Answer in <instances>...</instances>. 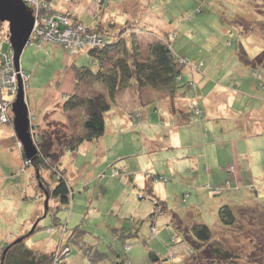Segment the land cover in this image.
Returning a JSON list of instances; mask_svg holds the SVG:
<instances>
[{"label": "rangeland", "instance_id": "374dc122", "mask_svg": "<svg viewBox=\"0 0 264 264\" xmlns=\"http://www.w3.org/2000/svg\"><path fill=\"white\" fill-rule=\"evenodd\" d=\"M23 3L35 22L19 67L15 52L4 55L12 34L0 21V264L4 249L30 234L29 249L54 252L61 264H120L125 246L131 261L124 256V264H153L152 252L159 264H226L203 257L208 247L194 242L195 224L213 231L238 257L234 264H264V67L254 70L240 57L264 51V0ZM94 28L142 53L150 41H164L190 60L178 62L182 85L142 90L133 83L113 98L101 84L78 80L76 69L95 70L87 54L105 45L87 33ZM20 90L32 159L15 131ZM99 93L110 105L105 135L72 152L85 112L65 104ZM42 143L56 162L29 167L25 160L33 163ZM64 180L73 191L68 206L54 195ZM158 202L167 209L155 210ZM223 205L239 212L236 226L221 224Z\"/></svg>", "mask_w": 264, "mask_h": 264}, {"label": "trees", "instance_id": "16d2710c", "mask_svg": "<svg viewBox=\"0 0 264 264\" xmlns=\"http://www.w3.org/2000/svg\"><path fill=\"white\" fill-rule=\"evenodd\" d=\"M57 21L59 22V19H57ZM89 30L90 31L87 33H90V35L96 34L97 41L101 40V44L105 45L99 46V50L94 49L87 54L90 59V65L93 66L95 70L90 68L76 69V78L78 80L91 81L93 83L95 82L101 84L105 87L109 96H112L113 98H115L120 92L125 91L133 86V83L137 84V87L142 90L147 88L154 90H161L164 88L170 89L171 87L178 88L176 85H182L185 76L183 74V70L180 69L178 62L179 59L183 57L175 55L172 51L173 49L170 48V46L164 41H150L147 50H145V53H142L135 49V44H133V49H131V47L128 46L127 43L121 39V37L117 39H114L113 37H107L101 34V31L97 28H94V30ZM13 53L14 50L10 48L9 53L4 55H12ZM240 57L244 65L251 67L254 70L260 66L262 68L264 67V51L260 56L255 58L250 57L245 51H242L240 52ZM183 59L185 63L187 62L186 64H188V61H190L185 58ZM187 83L191 82L188 81ZM192 88L193 86L191 85V89ZM194 90H196V88ZM65 107L70 111L80 109L85 112L83 132L80 135L77 134L75 140L73 139L74 142L69 147V150L76 152L79 149V146L82 145V142L98 140L105 135L107 127L105 122V114L110 111V105L102 93L93 94L86 98L75 94V96L65 104ZM154 111L155 112L152 114L157 117L158 114L156 112V108ZM5 114L7 117V113ZM5 114H2V116H5ZM138 118L140 119L141 117H136V121ZM32 128L33 127L31 124L30 129ZM38 150L39 156L33 163L30 164L26 159V165L29 167H35L37 169L41 166L44 168H49L52 165L51 162H56V152L53 151L52 147L47 146L46 143H42L41 146L38 147ZM24 156L25 155H23V158ZM57 165L58 168L61 167V164ZM116 175H119V173ZM157 178L158 177H154V180ZM54 192V195L57 196V198H60L62 204H71L73 191L69 189L68 183L65 180L59 185V187H57ZM165 209H167L165 202L163 205L158 202L155 206V210L164 211ZM247 211L248 214L252 213L250 210ZM237 215H240L239 212L237 213L228 205H223L219 211L220 222L225 227L236 226L238 224ZM172 216L178 217L176 214H173ZM152 217L156 218V216ZM190 231L194 242L206 245L208 247L203 251L204 258L208 259L214 257V259H219L226 264H234L236 262V258L238 257L234 253H231L229 250L223 249L218 245L215 237L213 236V231L207 225L195 224L191 227ZM49 232H51V235H53V232L55 233V229H50ZM30 236L31 234L27 237L25 236L19 239L17 243L7 246L4 249L7 252L5 253V260L2 264H61L56 258V254L54 252L39 253L29 249L26 246L25 241ZM128 236L133 237V233H125L124 238H128ZM62 246L63 245L61 244L60 248ZM128 250L127 246L123 248L125 257H128L129 253L131 252ZM87 253V257L89 258L91 254L89 251H87ZM117 257L120 264H124L122 261L123 257L120 255ZM149 257L153 264H159L161 262L160 257H158L153 252L149 254ZM128 259L131 261L128 257L126 262H128ZM165 262H167V259ZM88 263L94 264L95 261L89 259Z\"/></svg>", "mask_w": 264, "mask_h": 264}, {"label": "water", "instance_id": "95a60500", "mask_svg": "<svg viewBox=\"0 0 264 264\" xmlns=\"http://www.w3.org/2000/svg\"><path fill=\"white\" fill-rule=\"evenodd\" d=\"M0 21L9 22L11 29L10 44L15 52L18 67L27 42L31 37L35 19L33 12L21 0H0ZM16 135L24 145L27 159L36 157L37 151L32 143L28 107L20 90L17 103L14 105Z\"/></svg>", "mask_w": 264, "mask_h": 264}, {"label": "built area", "instance_id": "2783aa9c", "mask_svg": "<svg viewBox=\"0 0 264 264\" xmlns=\"http://www.w3.org/2000/svg\"><path fill=\"white\" fill-rule=\"evenodd\" d=\"M25 1V0H24ZM23 1V2H24ZM54 21H56L57 23H60V18H57V19H59V22L57 21V19H56V17H54V18H52ZM81 37V36H80ZM100 42H101V40H99ZM98 42V41H97ZM74 47V46H73ZM13 57V54L12 55H10V58H12ZM9 67H6V70L8 69ZM8 71V70H7ZM10 71V70H9ZM4 75V74H3ZM1 110H3V108H1ZM2 114H4V111L2 112ZM2 116V115H1ZM2 118H4V120L5 119H7V117H6V114H5V116H2Z\"/></svg>", "mask_w": 264, "mask_h": 264}, {"label": "crops", "instance_id": "0c3cea01", "mask_svg": "<svg viewBox=\"0 0 264 264\" xmlns=\"http://www.w3.org/2000/svg\"><path fill=\"white\" fill-rule=\"evenodd\" d=\"M219 91H220V90H219ZM219 91L216 92L217 94L215 93V95H219V94H220ZM179 141H180V136H179V135H176V140H175V142H177V144H176L177 146H178V142H179ZM178 149H179V148H178Z\"/></svg>", "mask_w": 264, "mask_h": 264}]
</instances>
